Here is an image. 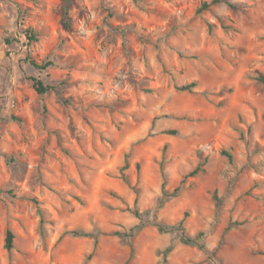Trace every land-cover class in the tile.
<instances>
[{
  "label": "rangeland",
  "instance_id": "1",
  "mask_svg": "<svg viewBox=\"0 0 264 264\" xmlns=\"http://www.w3.org/2000/svg\"><path fill=\"white\" fill-rule=\"evenodd\" d=\"M65 1L0 0V264H264V0Z\"/></svg>",
  "mask_w": 264,
  "mask_h": 264
},
{
  "label": "trees",
  "instance_id": "2",
  "mask_svg": "<svg viewBox=\"0 0 264 264\" xmlns=\"http://www.w3.org/2000/svg\"><path fill=\"white\" fill-rule=\"evenodd\" d=\"M68 2L69 0H66L65 1V4L68 8ZM221 2H226L228 5H230L231 7L235 8L237 6H239L238 4H235L229 0H211V1H205L200 10H204V9H208L211 5L213 4H217V3H221ZM68 10L66 9V14H67ZM18 25H21L23 26V28H21V33H23L24 35V44L29 48L33 42L37 41L38 40V33L37 31L32 28V27H29V26H25V20H24V12L23 10L19 9L18 10ZM51 62H46L44 63L43 65L44 66H40V67H47ZM33 64L37 67H39V64H37L36 62L33 61ZM256 80L259 81V82H262L264 83V72H260L256 75ZM33 81H34V88L36 89V91L39 93V94H45L53 89H55V86L52 85V84H49V83H44L41 79H38V78H33ZM195 86V83L192 82V83H189V84H186V85H183L181 86L180 88L183 89V90H190L192 89L193 87ZM15 119H18V118H15ZM167 147V145L165 146V148ZM222 153L228 158L229 162L230 163H233L234 162V155L232 153L231 150H228V149H223L222 150ZM127 165V164H126ZM204 163H200L198 164L192 171H190L188 174H186V176L182 179V182L183 183L185 181V178L188 177V176H191V177H194L196 175H198L200 172L204 171V167H203ZM166 177H164V181H163V184H162V194L163 196H165L166 198L169 197V196H176L180 189H181V185L177 186L174 191L172 193H169V191H167L165 189V185H166ZM166 200V199H165ZM164 200V201H165ZM162 202H163V198H162ZM138 213V212H136ZM139 215V213H138ZM184 220V219H183ZM183 220L180 222V229L182 230V241L184 243H187V244H195L196 243V240L197 238L199 237V234L197 237H193L191 235H189L184 227H183ZM161 230L163 228H160ZM70 233H72L73 235L75 236H80V235H83V236H86V235H93L91 234L90 232H84V231H79V230H72ZM117 235L119 236H122V237H128V235L132 236V234H128V233H123L121 231H117L115 232ZM94 236V235H93ZM14 238H15V234L14 232L11 230V229H8L7 230V235H6V240H5V247L9 250H11L13 247H14ZM98 242V237L97 235H95V244H97ZM170 248H168L166 250V253L169 251ZM92 255V254H90ZM91 257V256H90ZM164 264H167V257L165 255L164 257Z\"/></svg>",
  "mask_w": 264,
  "mask_h": 264
}]
</instances>
